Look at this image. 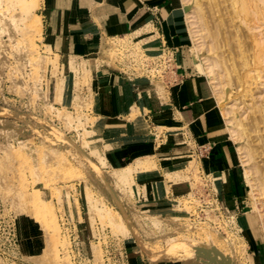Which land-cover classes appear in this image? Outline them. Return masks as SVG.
Listing matches in <instances>:
<instances>
[{"label":"rangeland","instance_id":"obj_1","mask_svg":"<svg viewBox=\"0 0 264 264\" xmlns=\"http://www.w3.org/2000/svg\"><path fill=\"white\" fill-rule=\"evenodd\" d=\"M236 2H171L159 42L145 26L58 56L35 33L47 0H0V201L19 244L0 264H264V6ZM182 68L221 143L160 138L185 137L168 118ZM109 74L121 117L97 108Z\"/></svg>","mask_w":264,"mask_h":264},{"label":"crops","instance_id":"obj_2","mask_svg":"<svg viewBox=\"0 0 264 264\" xmlns=\"http://www.w3.org/2000/svg\"><path fill=\"white\" fill-rule=\"evenodd\" d=\"M171 2L181 5V0H47L40 14L42 39L58 56H81L92 49L97 36L124 35L145 26L159 42L161 33L168 36L175 23ZM176 75L180 86L176 98L169 104L168 118L171 123L183 126L185 137L180 138L178 132L160 138L175 140V146L188 138L213 145L221 143V122L214 106L205 100L204 82L193 71L184 68ZM97 89L99 111L110 118L121 117L125 108L121 105L122 87L118 77L104 75L98 81ZM155 111L144 115L147 126L162 122L161 112ZM176 115L179 118L175 120ZM145 135L150 137L148 135L152 134ZM164 139L160 145H164ZM165 148L173 146L168 144ZM253 244L254 247L256 242ZM256 251L252 254L256 264H262Z\"/></svg>","mask_w":264,"mask_h":264},{"label":"built area","instance_id":"obj_3","mask_svg":"<svg viewBox=\"0 0 264 264\" xmlns=\"http://www.w3.org/2000/svg\"><path fill=\"white\" fill-rule=\"evenodd\" d=\"M19 257V244L13 215L0 201V258L15 261Z\"/></svg>","mask_w":264,"mask_h":264},{"label":"bare ground","instance_id":"obj_4","mask_svg":"<svg viewBox=\"0 0 264 264\" xmlns=\"http://www.w3.org/2000/svg\"><path fill=\"white\" fill-rule=\"evenodd\" d=\"M235 1H237L236 2V4H238L239 6H240V9L243 11V12H245L246 11V9H245V7H246V5H244L243 4V0H235ZM238 1H239V3H238ZM260 4L262 5V6H264V0H260ZM237 5V6H238ZM258 6V1L257 2H255V5H253L252 6V8L254 9H252V11H256L255 9H256V7ZM239 8V7H238ZM194 23V22H193ZM41 32H42V28H41V23L40 22H37V24H36V28H35V33L38 35V36H41ZM200 72H201V70H200ZM120 92V91H119ZM9 153H11V152H9ZM7 155H9V157H11V154H8L7 153ZM6 158L8 157V156H5ZM185 244H188V243H185ZM184 243H183V245L184 246H187V248H188V245H185ZM192 245V244H191ZM195 245V244H194ZM177 246V245H176ZM183 246V247H184ZM174 247V246H173ZM180 247H182V245L180 246ZM197 247V246H196ZM199 247V246H198ZM169 248V247H168ZM177 248V247H176ZM186 248V247H185ZM186 248V249H187ZM190 248V247H189ZM174 250V249H173ZM146 252V251H145ZM185 252V251H184ZM174 254V253H173ZM151 257V256H150Z\"/></svg>","mask_w":264,"mask_h":264}]
</instances>
